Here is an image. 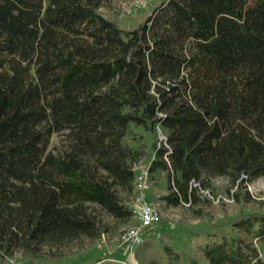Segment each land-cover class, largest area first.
I'll list each match as a JSON object with an SVG mask.
<instances>
[{
	"label": "trees",
	"instance_id": "16d2710c",
	"mask_svg": "<svg viewBox=\"0 0 264 264\" xmlns=\"http://www.w3.org/2000/svg\"><path fill=\"white\" fill-rule=\"evenodd\" d=\"M109 2L0 0V264L131 217V125L164 132L147 162L166 207L264 177V0H165L130 30ZM235 226L201 246L208 264H264V213Z\"/></svg>",
	"mask_w": 264,
	"mask_h": 264
},
{
	"label": "rangeland",
	"instance_id": "374dc122",
	"mask_svg": "<svg viewBox=\"0 0 264 264\" xmlns=\"http://www.w3.org/2000/svg\"><path fill=\"white\" fill-rule=\"evenodd\" d=\"M133 0H111L99 11L113 20L120 28H136L148 14L165 0H147L143 9L130 15L123 13L124 8ZM164 132L156 128L153 133L146 132L141 126L131 125V133L126 141L131 146H140L145 150L147 162L152 154L154 141L163 138ZM60 139L53 135L50 146ZM166 177L163 171L151 175V185L146 192L149 201L158 203L161 219L156 231L161 235L149 236L143 245L125 248L119 244L122 232L137 224L133 217L127 220L115 219L100 212L101 233L97 238L84 235L45 243L39 252L16 250L5 259L8 264H208L202 254L201 246L208 240L221 234H243L238 231L235 222L249 215L264 213V177L248 184V195L240 193L239 199L232 197L227 190L229 183L224 177L211 180L212 189L202 195L204 204L166 207L159 196L167 192ZM234 193L235 189L230 188ZM132 196L122 194L126 202L131 203ZM199 210V213L197 212ZM264 254V244L256 243ZM115 250H118L116 253ZM132 252L131 256L130 253ZM124 260V262L112 259Z\"/></svg>",
	"mask_w": 264,
	"mask_h": 264
},
{
	"label": "built area",
	"instance_id": "2783aa9c",
	"mask_svg": "<svg viewBox=\"0 0 264 264\" xmlns=\"http://www.w3.org/2000/svg\"><path fill=\"white\" fill-rule=\"evenodd\" d=\"M147 5V0H133L124 8L123 13L130 15L136 10L143 9ZM134 189L130 203L131 217L137 224L129 227L122 232L119 244L125 248H133L143 245L149 236L160 237L156 231L161 219V210L158 203L149 201L146 192L151 185L149 163L140 160L134 165ZM124 262V261H122ZM125 263V262H124Z\"/></svg>",
	"mask_w": 264,
	"mask_h": 264
},
{
	"label": "crops",
	"instance_id": "0c3cea01",
	"mask_svg": "<svg viewBox=\"0 0 264 264\" xmlns=\"http://www.w3.org/2000/svg\"><path fill=\"white\" fill-rule=\"evenodd\" d=\"M115 251H116V253L118 252V250H115ZM131 254H132V252L130 253V256H131ZM112 260L121 261V262L124 261V260H119V259H116V258L112 259Z\"/></svg>",
	"mask_w": 264,
	"mask_h": 264
}]
</instances>
